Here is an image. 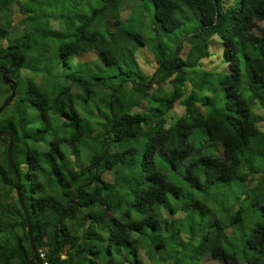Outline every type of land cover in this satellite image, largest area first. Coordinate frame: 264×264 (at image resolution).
<instances>
[{
    "label": "trees",
    "instance_id": "trees-1",
    "mask_svg": "<svg viewBox=\"0 0 264 264\" xmlns=\"http://www.w3.org/2000/svg\"><path fill=\"white\" fill-rule=\"evenodd\" d=\"M36 1L0 0V65L23 82L0 130L33 242L0 135V264H264V0H148L149 22L93 0L20 37ZM34 58L69 80L34 82Z\"/></svg>",
    "mask_w": 264,
    "mask_h": 264
},
{
    "label": "rangeland",
    "instance_id": "rangeland-1",
    "mask_svg": "<svg viewBox=\"0 0 264 264\" xmlns=\"http://www.w3.org/2000/svg\"><path fill=\"white\" fill-rule=\"evenodd\" d=\"M93 0H80V2H78L77 0H47V1H36L35 2V5L37 6L36 8H32V12L34 14H38V18H33L31 20H34L36 19V21L34 23H32L31 25H29L28 23L32 22V21H25V24H22L21 26L19 25H16L17 27L15 28V32L17 34L20 35V37H23V33H26V31L28 32L29 30H33L34 29V24H39V26L41 28H44L45 25H47V28L50 29L51 31V28L50 27H60L59 24H58V18L55 17L57 13H66L67 11L71 10L74 6L76 7V11L78 13H83L85 12L88 7L90 6V3L92 2ZM95 2V0L93 1ZM137 6V9H136V13L134 16L136 17H139V18H142L144 21H148L149 22V18H151V10H152V6H151V3L150 1L148 0H136V4ZM140 7L142 8H145L144 10L142 9V12L140 14H138L137 12L140 11ZM148 8V10H147ZM130 11V9L128 10ZM149 14H148V12ZM17 13V12H16ZM123 13H125V10H123ZM77 14V13H76ZM37 17V16H36ZM76 17H74L75 19ZM256 26L258 29H262L264 31V20H256ZM15 26H13V29H14ZM37 30V29H35ZM139 31L140 33L143 34V36L145 37L146 41H149V37L152 36V32L151 31H147V29L145 27L142 26V28L140 29L139 28ZM39 35H36L33 39H35L34 41H30L28 44L29 46H34L36 47L37 45V49H40V48H49V49H52L53 46L55 45L56 43V39L54 37H49L47 39H45L44 41H39ZM166 35L163 36L162 35V40L164 41V43H169V44H173V40L171 39H166ZM142 54V56L140 58V62L141 64H144L145 63V59L143 58V55L146 54V52H139ZM92 57V54L90 53H87V54H84L82 55L83 58L85 57ZM41 57H45V55H42L40 56ZM215 57V55H213V58ZM53 58V56L51 57ZM32 62V61H31ZM33 64H34V69L35 70H32V75H35L36 73H39V75H37L36 78H34V82H41L40 84L45 87L46 89H48L51 85H53L54 87H57L59 86L60 84H63V83H66L69 79L67 78L66 74H63L61 72H63L62 70H56V66L55 65V62H51V61H46V60H39L37 58H34L33 59ZM140 65V64H139ZM96 68V64H92L91 65V68ZM147 67V66H146ZM224 68V65H219L218 66V69H223ZM97 73L100 72V69H98L96 71ZM28 75L30 74V72L27 73ZM40 74L43 76V79L40 77ZM51 74H58L56 76H51ZM46 77H51V79H45ZM22 86H23V82L22 83H18L16 88H15V93H14V100L12 102L14 103H11V105L9 106H5L4 108V111H2V113L0 114V119L2 118H7L10 116V110L9 108H12L14 104H16V102L18 103V100L16 101V98L21 94V89H22ZM1 88H4V86L1 84L0 82V89ZM8 95V92L7 91H4V89H1L0 90V103L2 102V100ZM12 98V99H13ZM25 103V101H23V104ZM25 106H26V110L27 112L29 113V117L30 119L33 121L34 124H37L38 120H39V117H38V112L35 110L34 106H32L31 104L29 103H25ZM173 108L176 110V112H178L181 108L179 106V104L177 102H175ZM45 134H42V136H44ZM202 151L203 152H211V153H216L217 151L214 152L213 149H208L206 148L205 146L202 148ZM102 177L104 179H110L108 178V174L106 172H104L102 174ZM229 194H233L232 191H227ZM226 192V193H227ZM224 233L228 236H231L233 235L232 233V230L230 229L229 226L225 227L224 228ZM168 248H169V245L168 244H165L164 246V250L165 251H168ZM158 250V248H157ZM153 256H155L157 258V255L154 253ZM241 260V258H240ZM239 260V261H240ZM147 261H148V258H147ZM150 261H151V264H155V261L156 260H153L152 258H150ZM218 261L212 259V258H209L208 256H206L204 259H200V261L197 263V264H217Z\"/></svg>",
    "mask_w": 264,
    "mask_h": 264
},
{
    "label": "water",
    "instance_id": "water-1",
    "mask_svg": "<svg viewBox=\"0 0 264 264\" xmlns=\"http://www.w3.org/2000/svg\"><path fill=\"white\" fill-rule=\"evenodd\" d=\"M0 70H1V79H2L3 83L9 86L8 95L0 103V111H1L7 105V103L10 101V99L14 95L15 82L11 78L8 77L7 70L3 65H0ZM108 107H110V104H108ZM0 135L6 136L8 138L7 144H6V150H5L6 159H7L8 165L12 168V170L14 172V176H15L14 192H15V196H16L19 204H20V207L22 209V212H23L25 220H26L27 237H28V241H29L31 250H33V242L31 239V229H30L29 219H28L27 211L25 209V206L22 202L21 195H20L19 175H18L17 169L15 168L13 163L11 162L10 150L12 147V136H11L10 132H8L6 130H0ZM63 213H64V208L61 210V214H63ZM30 264H36L35 263V256H33L31 258Z\"/></svg>",
    "mask_w": 264,
    "mask_h": 264
}]
</instances>
